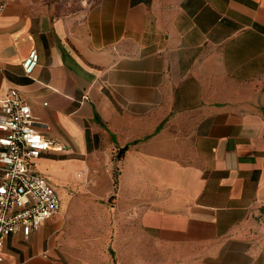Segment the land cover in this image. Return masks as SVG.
Here are the masks:
<instances>
[{"label":"crops","instance_id":"0c3cea01","mask_svg":"<svg viewBox=\"0 0 264 264\" xmlns=\"http://www.w3.org/2000/svg\"><path fill=\"white\" fill-rule=\"evenodd\" d=\"M9 88L65 148L3 264H264V0H0Z\"/></svg>","mask_w":264,"mask_h":264},{"label":"built area","instance_id":"2783aa9c","mask_svg":"<svg viewBox=\"0 0 264 264\" xmlns=\"http://www.w3.org/2000/svg\"><path fill=\"white\" fill-rule=\"evenodd\" d=\"M37 62L38 53L32 49L22 62L25 73L30 74ZM35 121L20 92L9 88L0 102V249L7 236L15 232L28 236L61 205L57 191L32 162L46 151L65 147L38 132Z\"/></svg>","mask_w":264,"mask_h":264}]
</instances>
